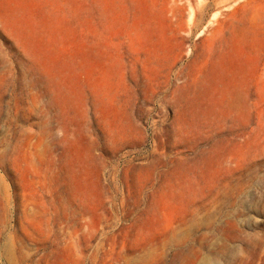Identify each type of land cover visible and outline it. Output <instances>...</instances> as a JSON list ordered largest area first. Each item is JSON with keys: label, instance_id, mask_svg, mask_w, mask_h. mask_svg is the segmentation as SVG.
<instances>
[{"label": "rangeland", "instance_id": "1", "mask_svg": "<svg viewBox=\"0 0 264 264\" xmlns=\"http://www.w3.org/2000/svg\"><path fill=\"white\" fill-rule=\"evenodd\" d=\"M0 264H264V0H0Z\"/></svg>", "mask_w": 264, "mask_h": 264}]
</instances>
